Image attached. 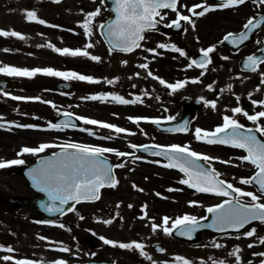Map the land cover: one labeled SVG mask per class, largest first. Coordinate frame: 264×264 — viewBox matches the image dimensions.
Instances as JSON below:
<instances>
[{
	"label": "snow or ice",
	"instance_id": "snow-or-ice-1",
	"mask_svg": "<svg viewBox=\"0 0 264 264\" xmlns=\"http://www.w3.org/2000/svg\"><path fill=\"white\" fill-rule=\"evenodd\" d=\"M55 4L62 3V0H52ZM100 5L104 6L106 0H99ZM112 7L109 9L110 13H114V19L110 21L95 23L97 17L101 15V7H97L92 11L83 13V22L78 25L82 29V34L86 39V43L83 49H69V48H55L51 44L47 47L51 48L54 52L59 53L61 56H72V57H87L92 61H100V57L89 54V49L95 47V44L91 41L92 36L95 32L99 31V34L103 37L105 43L109 46V54L112 52H124L131 53L137 49L142 48V42L145 41V33L157 30V26L161 22L167 19L165 10L175 13V19L171 22L164 24L167 28H181V22L190 24L195 28L192 17H203L207 13L216 11L218 9H233L239 8L242 5L248 3V0H220L217 6H207L203 3H197L187 8L190 15H183L178 11L179 0H110ZM252 3L260 8L264 6V0H252ZM197 9H201L197 11ZM83 11V10H81ZM23 16L26 22L36 23L44 25L49 28H58V25L48 24L44 19L38 18V14L35 10H25ZM264 25V15L259 17H250L243 24V30L238 34L229 32L223 36L219 41V44L228 42L234 47H239L245 41L250 38L252 32ZM79 35L80 33H75ZM0 37H15L19 40H24L26 37L19 32L14 30L6 31L0 30ZM257 44L264 43V41H256ZM156 48L167 49L170 52L178 53L180 57H187V53L175 44L167 45L165 43H158ZM150 53L152 56H158L160 53L156 49H143ZM217 50L216 45L209 46L200 50L201 59L191 60L187 65V68H200L206 70L208 65L212 63L211 54ZM8 51V49H4ZM264 53V48L260 49ZM147 59V58H145ZM223 60H228V56H223ZM126 63V62H124ZM264 64V57H257L255 54L249 55L245 58L243 65L244 70L251 72H257L258 66ZM139 68L148 70V63H141L138 65ZM0 74L10 77H27L33 78L36 75H44L51 77H60L65 81H85L87 83H99L98 80H94L90 76L81 75L74 71L61 72L56 71L52 68H18L13 66H2L0 67ZM138 75V74H137ZM153 80L158 82L165 88L176 91L177 89L183 88L187 83H200L199 79H193L191 81H178L175 84L167 83L165 80L155 76L151 71L147 72ZM204 75V72H201ZM114 81L109 80L107 83L112 84ZM260 84L264 85V73H261ZM135 87V86H134ZM231 86H229L230 88ZM208 90L212 91V85H208ZM223 91V90H221ZM256 91H260L257 87ZM13 100H25L31 98H24L19 96H12ZM39 100V98H35ZM86 99L105 102L109 99L118 104L128 105L139 103L140 97L137 96L135 99L129 100L118 95L106 96V95H92ZM239 99V98H237ZM46 103L45 101H40ZM253 105L264 109V100L252 101ZM206 107H211L213 110L216 109V101L205 102ZM55 107V105H53ZM232 115L222 116V123L217 125L213 130H204L196 128L194 131V138L202 143L208 145H224L233 149L243 150L245 155L237 157L242 163H247L256 169V171L247 178H240L238 183L240 185H254L257 188L256 192L245 191L240 187H235L232 183L226 182L220 178V173L212 167V162L216 159L214 157L196 152L191 149L190 145H176L162 147L159 145H145L142 146L144 151L149 148H155L156 151H152L150 155L155 157H163L166 163L161 166L167 169H177L183 174V178L177 182L180 185H185L189 189H193L195 193L208 194L215 197L222 198L221 201L213 206L205 209L208 215L203 217H196L190 214H184L177 216L174 219L168 216L161 218L160 224L152 223L151 231L156 233L162 231L166 236H172L175 232L180 236H184L187 239H192L193 234L201 228H211L220 232H227L229 230L240 232L246 225L251 224L253 221H259L264 223V141L258 138L264 137V110L249 114L247 111H243L241 107L237 106L232 108ZM66 119L56 124H49L47 129L42 130H55L63 131L67 128H75L76 125L73 123L71 117L72 113L64 112L61 113ZM241 115L248 121L252 122L254 127H245L244 124L240 123L235 116ZM133 123L138 124L139 118H129ZM75 120L82 121L85 125H94L103 129H110L114 133H125L126 130L115 125L99 122L95 119L84 118L76 116ZM153 124H159V121H150ZM25 127L32 128L33 125H7L11 127ZM0 127L5 125L0 124ZM80 131L85 129L80 128ZM185 127L181 126L174 129V131H184ZM128 135H135V133L128 132ZM89 135L93 133L89 132ZM100 139H111V137H99ZM60 148L59 153H53L51 157L42 159L39 162V166L31 169L28 173L29 178L32 182V186L38 191L43 192L47 195L48 199L52 202L50 206H47L45 210L49 213H64L65 205L70 202L81 203L82 201H95L100 199L101 189L115 188L118 181L113 176V166L109 164L106 154L115 152L117 157L133 156L136 159L134 153L115 151L114 149L99 146L82 145L78 143H64V144H52V143H41L37 147H23L17 156L24 154L37 155L50 148ZM129 148L138 150V146L135 144H129ZM152 162V161H150ZM203 162V163H201ZM222 164L230 163V161H219ZM159 163V161H155ZM24 160L12 159V160H0V169H7L12 166L22 165ZM238 166V165H234ZM115 167L123 168L124 163H120ZM235 179V177H233ZM136 188V185H133ZM137 191H143V189H136ZM182 189L168 188V192L180 191ZM159 196V193H156ZM57 202L59 206H57ZM190 207H203L197 201H189ZM119 207V205H117ZM131 208L132 206L129 205ZM146 208V206H145ZM74 209L69 207L68 211ZM143 211V209H142ZM210 223H203V221L209 220ZM139 219H146V212L141 215ZM105 224L113 223L112 219L104 221ZM59 227L63 228L64 225L60 224ZM256 230L250 229L244 233L245 238H251L256 236ZM237 239L240 237L237 236ZM40 240L46 238L41 236ZM103 243L111 245L112 247H118L120 249L136 250L139 255L144 257L146 260L151 261L152 264H156L153 261L152 256L144 250L145 245L140 242L130 243H118L101 237ZM49 243H55L49 241ZM259 245H264V237L258 238ZM216 249L225 247L220 243L213 242L212 245ZM249 249L256 247V244L249 243L247 245ZM53 251L67 253L70 250L67 247H58L52 249ZM159 252L164 253L165 249H157ZM0 251L12 253L14 249L12 247L0 246ZM241 249L239 246L234 247L227 253L229 257L234 258L235 264H243L242 257L240 255ZM253 257H260V264H264V252H255L252 254ZM0 260L4 262H11V264H37V261L30 259H14L10 255H4L0 257ZM174 264H193L189 259L176 255L173 257ZM211 264H226L223 259H213L209 257ZM43 264V262H40ZM51 264H67V261L63 259H56ZM200 264H206L201 259ZM247 264H253L251 260Z\"/></svg>",
	"mask_w": 264,
	"mask_h": 264
},
{
	"label": "rangeland",
	"instance_id": "rangeland-1",
	"mask_svg": "<svg viewBox=\"0 0 264 264\" xmlns=\"http://www.w3.org/2000/svg\"><path fill=\"white\" fill-rule=\"evenodd\" d=\"M180 1L181 4L178 6V11H180L183 15H190V13L187 11V8L199 3L200 0ZM97 7H101V15L96 18V24L105 20L109 16V12L104 6L100 5L99 0H64L60 4H52L48 0H0V30L15 31L16 29L18 30L17 32L26 37L24 40H19L15 37H0V46H3L2 53L3 55H10L9 53H5L6 51H4V49L12 51L17 49V55H19V57H28L29 59L24 61L32 62L31 64L33 65H52L55 67H60V69L56 71L61 72L71 71L72 68L82 69L84 71H86L85 69H88L89 71V67H87L86 64L80 59L61 56L59 53L54 52L51 48L47 47V45L51 44L55 48L62 49L66 48L63 47L64 45L77 46L75 45L74 40H81L79 38L75 39L79 35L74 33L76 32L82 34V29H80L78 25L83 22V13L92 11ZM25 10H35L38 14V18L44 19L48 24L58 25L59 27L49 28L44 25L26 22L23 16V12ZM165 12L167 16V19L165 20L166 22H169L175 17V13H172L171 11ZM214 12H211V14L205 16V19L202 18L204 20L199 19V17H192L195 28L189 24L187 26L186 33L179 38L170 39L161 34L148 33L145 36V41L143 42V49H156L157 52L160 53V55L156 57L167 58L173 55L179 65L180 78H182L181 76L183 75L180 73L182 70V73H185L183 78H185L187 73L190 72L193 74L195 79L200 80V83L193 84V90L190 91V94L194 97H202L204 103L216 101L217 107L215 110H213L211 107H206L199 113L198 116L201 117V115H203L205 121H200L199 119L198 121H195L196 124L194 123V128L190 134H187L188 136H186L189 137L187 141L181 142V140H179L177 141L176 145H190L192 150L216 158L212 162V167H214L221 174L220 176L223 179L232 183L235 187H240L245 191H252L259 194L251 185H240L238 183L240 178L250 177L256 171L254 166L247 163H242L236 159L237 157L245 155L242 151L233 150L225 146L208 145L197 141L195 138L193 139L195 129L200 128L199 123L204 122L205 124H209L207 120L209 118L212 128H215L218 123H222V116L232 115L230 110L234 107L240 106L239 99H237L239 96L264 97V85H261L258 82L256 86H252V84H255L254 81L250 80V78L247 76H243L239 82L241 88L238 91L235 89V85L237 84L236 80H232L227 86H222L223 91L221 109L218 78L208 81L204 79V75L197 76L199 71L195 70L194 68H187V65L190 62V57L194 51H198V49H201L204 45L211 42H216L219 39V35L222 31V12ZM67 27L72 28L70 30L74 33L68 32L67 29L69 28ZM92 42L98 47H100L102 43L97 35L92 36ZM158 43H165L167 45L175 44L177 47L181 48L187 53V57H180L178 53L170 52L167 49H158L156 48ZM143 52L144 54L141 55V51H139L136 55L146 57L147 61H151L152 57H155L144 50ZM44 61L46 63H44ZM141 63V61H138L137 56L134 58L129 57L126 60L121 61L118 59V57L112 55L108 56V60L104 62V65L102 64L101 69L109 80H111L113 77L123 78L124 80L130 82H138L141 76L140 74H142L143 70L138 67V65ZM39 77L40 79H38L37 76L33 77L34 82L31 84H35L40 87V82L45 84H53V82L55 83L61 79L60 77L42 75H39ZM37 79L40 81H37ZM182 81L191 80L185 78ZM72 82L77 86V95H79V91L82 87V81L72 80ZM188 84L189 83H187L183 88L177 89L178 95L188 93ZM208 85H212V91L208 90ZM229 86L231 87L229 88ZM257 87L260 88V91H257L258 94H252L248 91L256 90ZM158 88L162 95L167 92L164 90L165 87L159 83L157 84L156 89ZM26 94L27 97L31 99H29V101H25L27 104L21 103L18 105V108L16 107L17 110L13 114V119L29 122L28 120H30V118L28 115L26 116L27 112L25 111L30 112L32 110H35L41 116L48 118L49 111L46 105L40 102L43 100H41L39 95L43 96V93L32 91L27 92ZM77 95H68V97L75 98ZM224 96L226 98L225 102H223ZM35 98H39V100ZM229 100L231 101L230 103ZM67 106H70L68 101ZM78 106L81 107V104H78ZM158 106L159 109L162 110V113H166L167 115H170L171 113L174 115L176 114V112L172 110V107L166 105L164 102H162V104H158ZM241 108L243 111H247L248 113L251 110L244 108L243 106ZM56 110L57 108L52 109L50 112L53 114ZM239 116L240 115L235 116V119H238ZM150 132L151 131L148 133ZM5 137L9 136L0 133V149L1 144L3 146L6 143ZM148 137L149 134L147 135V138ZM13 139L16 140L15 137ZM221 160L230 161V163L222 164L219 162ZM162 164L163 162H159L157 163L156 167L150 164L142 165L141 167L144 172L155 171L157 173L154 178L159 179V186L162 189L161 192L163 194L166 193L165 188L175 186L177 189H182L172 194V197L174 198L173 202H162L164 203L163 205H165L163 206V213L174 211L176 205L178 207L177 210L179 214H190L200 218L206 215L205 209L207 207L213 206L221 201L222 198L220 197L195 193L194 190L192 191L191 189L187 188V186L180 185L177 181L183 178V174L177 170L164 168L161 166ZM126 168L128 169L129 166L127 165ZM136 172L121 176L117 187L115 189L105 190L97 202L84 204L75 209L74 212L68 216V218H65L59 222V225L64 223L63 228L59 227L58 225H45L40 220L33 221L26 219L25 214L37 216V213L34 210H30L24 206H19L18 221L17 218L13 217V215H10L7 212L1 213L2 219L4 220L5 224H9L12 219H15V227H17L16 230L18 231L19 236V247L20 249L27 248L26 251L29 250L30 253L33 254V259H30L33 261H37L38 259L54 260L63 258L61 252L53 251L52 249L61 246L63 247L65 243H68L70 246V256L68 259L72 260L74 257H77L78 259H75L76 261L81 260L84 257L86 251L79 247L73 237L75 232L81 228H86L97 236H111L126 243L133 242L138 238V236H142V238L146 239V243L149 244L152 240H154L155 236H166L162 231H157L156 233L151 231V224H160L162 218L156 214H151V211L158 212L159 210V205L155 203V196L159 191L153 186H148V183H151V179L148 177L144 178L142 175L140 176L138 174V171ZM233 177H235V179H233ZM135 182H140L142 185L136 184ZM13 185L16 186V190L6 187L8 193H17V195H22L23 193L27 192L29 193L21 179L19 182L14 181ZM133 185H136L135 189L133 188ZM2 188L4 187L2 186ZM136 189H143V191H137ZM184 196H188V198L193 199V201H197L199 204L203 205V207H190L188 203L185 202L183 198ZM161 198L166 200L165 197H162V194ZM143 201L145 202L144 205ZM147 202L150 203L147 204ZM261 202H264V199H262ZM117 205H119V207H117ZM129 205L132 207L130 208ZM142 209L143 215L146 212V219L144 220L139 219L140 216H138ZM5 210H9V208H5ZM12 210L13 212L15 211V209ZM14 214L16 215V212H14ZM153 217H156V219H153ZM175 217H177V214L173 218ZM108 219H112L113 223L105 224L104 221ZM253 228L256 230L257 235L251 238H245L244 233ZM41 236L45 237L46 239L40 240L39 237ZM207 236L210 235H207L206 233L202 234V241L195 245L194 261L197 264H200L201 259H203L206 264H210L211 262L209 261V257L214 259L219 255H222V259H225L226 264H235L234 258L229 257L227 253L236 246H239L242 250L240 255L242 257L243 264H247L245 260L246 258L248 259L247 261L251 260L253 264H260L261 258L253 257L252 254L255 252H264V245H259L258 243V238L264 237V223L255 224L251 228H248L247 230L238 234L223 235L228 237H214L207 241ZM237 236L240 238L237 239ZM231 239H234L233 243L228 244L230 243ZM49 241L55 243H49ZM213 242L220 244L225 242L230 248L226 250V253L222 252V250H211L210 248L213 247ZM249 243L256 244V247L249 249L247 247ZM181 247L182 246L177 247L176 245H172L169 248V252H173L175 250L180 251ZM185 249L187 248L185 247Z\"/></svg>",
	"mask_w": 264,
	"mask_h": 264
},
{
	"label": "flooded vegetation",
	"instance_id": "flooded-vegetation-1",
	"mask_svg": "<svg viewBox=\"0 0 264 264\" xmlns=\"http://www.w3.org/2000/svg\"><path fill=\"white\" fill-rule=\"evenodd\" d=\"M217 12H222V31L220 34L223 38V36L229 32L238 34L240 31H242V26L248 18L254 16L259 17L261 15H264V6L257 8V6L252 3V0H248V3L240 6L239 8L219 9V11ZM256 41H264V25H262L261 28L256 29V31L248 39V42L244 45H241L237 49H233L225 43L219 44L218 42L217 44H215L217 46V50L215 53L211 54L212 63L208 65L207 69L205 70V79H219V87L221 92V109L222 86H227L229 82H231L232 80H236L237 84L235 85V89L236 91H238L241 88L239 82L241 81L243 76H247L250 78V80L254 81L255 84H252V86H256L258 82H260L261 73H264V64H260L258 66L259 70L255 73L249 70H244L241 67V60L249 55L255 54L257 57H264V53L260 51V49L264 48V43L257 44ZM210 44L211 43H208V47ZM10 54L11 55L3 56L0 52V67L7 65L22 69H32L29 65L31 62L23 61L26 58L18 57L12 52ZM111 54L115 57H118V59L121 61H124L127 58L131 57L129 54L125 53L112 52ZM223 56H228L229 59L223 60ZM137 59L139 62L141 61L142 63H146L144 57L138 56ZM44 63L46 62L44 61ZM46 65L47 64L39 66L43 67ZM101 67V63H97L94 65V68L97 72L102 71ZM177 67V61L173 58H168L163 60V62L154 61L152 71L155 72L156 75L166 78L167 80L173 81L178 77ZM145 72L146 70L143 69L138 82H130L124 80L123 78L112 77L111 80L114 82L112 84H108V88H105L104 92L108 93L109 97L113 95H118L125 99H129L130 97H133L135 99L137 96L140 97L141 102L128 105L115 103L111 99L105 102L94 100L91 102H84L77 95L78 93L76 85L72 84L74 86L73 93H67L66 91L57 89L59 81L55 83L53 82V84H45L43 82H40L41 86L39 87V90L47 94V96L49 97L48 99H45L46 103H44L49 111L48 120L45 122L42 120H35L31 123H28V125H33L34 127L28 128L26 131L19 130V127L15 126L8 128L7 125L9 124H18L15 121L9 122L7 120V116H5L4 114L9 113L8 109L11 110V113H14L16 111L17 100H13L11 99V97L17 96L18 93L31 92L33 89L32 85H35L31 84L32 82H34V79L27 77H10L0 74V80L8 79L16 83V88L13 90H6L3 89L2 86H0V124L5 125V127H0V133L9 136L5 137L6 143L3 146L1 144L0 160H24V164L22 165L12 166L7 169H0V246H3L4 248L12 247L14 249L12 253L0 251V257L4 255H10L14 259H33V254H31L29 250L26 251L27 248L20 249L19 247V236L18 231L16 230L17 227H15V219L11 220V224H5L4 220L2 219L1 213L7 212L10 215H13V217L17 218L18 221V209L20 206L16 202L11 201V198L13 196H16L17 193H8L6 187H10L12 188V190H16V186L13 185V182H19L20 178L23 180V175L21 172L22 167L34 164L36 160L41 156L52 154L60 150V148L56 147L46 149L44 152L39 153L35 156L30 154L17 156V153L23 147H37L41 143H52L57 145L64 143H78L89 146L107 147L114 149L115 151L134 153V156L139 157V159H136L131 155L127 157H117L115 155V152L106 154V156H109L111 159L114 160L115 165H118L120 163L125 164V167L123 168L116 167L117 173L121 177L134 172L135 169H137L136 166H141L145 163V160L140 158V156L150 157L148 155L137 152V150L129 148V144H135L140 147L147 144L156 145L161 143H174L179 139L182 142L187 141L184 135L178 137V134H169L157 130L153 126V123H147V118H149V121H151V119H162L163 121H167L175 118L177 119L178 117L182 116L186 110L192 109L194 121H198V119L200 121H205L203 115H201V117L198 116L199 113L204 110V104H202L201 107L196 108L194 107V105L183 106L180 103V98L184 96L190 97V91L193 90L192 86H189L188 93L186 95H170L165 96L163 98L159 88L156 89L157 83L147 80L144 76ZM39 75L40 74L37 75L38 79H40ZM102 76V74H96L95 78H100ZM38 79L37 81H40ZM104 83L106 84L107 81L104 80ZM103 86V83L100 81L99 83H92L91 91L95 94H99L100 91L103 89ZM81 90L79 92H81ZM248 91L252 94H258L256 90ZM68 95L77 96L75 98H70L68 97ZM162 98L164 103H166L168 106H171L172 110L176 112L175 115L173 113H171L170 115L162 113V110L159 109L158 106V104L162 103ZM238 98L239 102L242 104H240L239 107L243 106L244 108L251 109L249 111V114H254L255 112L260 110L259 107L253 105L252 101H261L262 97L239 96ZM245 99L249 100L252 104L249 105L248 103V105H243V101ZM67 101L70 103L69 107L67 106ZM149 101L154 102V104H151ZM225 101L226 98L224 96L223 102ZM4 102H7L9 104L8 109L6 111H2V108H4L5 105ZM230 102L231 101L229 100V103ZM78 104H81V107H79ZM53 105H55V107H53ZM55 108H57V110L55 111V113L52 114L50 111ZM64 112L72 113V115L74 116L86 117L90 119H95L99 122L109 123L117 127L124 128L126 132L114 133L110 129H103L99 128L98 126H91L89 130L80 131V128L84 129L85 127V124L83 123H81L80 127H70L63 131L42 130L47 129L50 123L56 124V117L60 116L61 113ZM129 118H139L140 122L138 124H135ZM207 120L210 125L205 124L204 122L199 123V125L203 128L211 127V129L213 130L209 118ZM237 120L240 123L244 124L245 127H254L252 122L248 121L241 115ZM262 123H264V121H262ZM39 126H41L42 128H40ZM149 131L151 132L148 133ZM89 132L93 133V135H89ZM128 132L135 133V135H128ZM148 134L149 137L147 138ZM14 137L16 138V140L13 139ZM99 137H111V139H100ZM127 165L129 166L128 169L126 168ZM144 174L149 175V173L147 172H145ZM2 186L4 188H2ZM148 186L151 185L148 184ZM5 208H9V210L6 211ZM12 209H15L14 212H16V215L14 214ZM99 237H103L105 239L118 243H126L124 241H119L111 236ZM232 240L233 239H231L230 242H232ZM135 242H140L145 245L144 250L148 253V255L152 256L153 261H155L156 264H174L173 257L176 255L183 256L192 261L193 264H195L192 257L194 256V250L185 249V243L182 242L183 246L181 247L180 251H173V253H169V249L166 247L164 248L163 245L167 247H169L170 245L179 246V242L181 241L174 237L155 236L154 241L148 244L146 243L145 238H142V236H138ZM77 244L79 245V247L83 248V250L86 251L84 257L81 260L76 261L75 259H78L77 257H74V259L72 260L68 259V257L70 256V251L67 253L61 252L63 258L60 259L67 261V264H83L92 260L98 262L106 261L109 264H152L151 261H148L144 257L140 256L139 252L136 250L120 249L118 247L106 245L103 242L101 245L93 246L84 245L80 242H78ZM224 244L225 242H222V245ZM157 246L165 249V252H159L156 248ZM224 246L225 247L223 248H226V245ZM63 247H67L70 250V246L68 245V243H65ZM0 264H6V262L0 260ZM7 264H11V262H7Z\"/></svg>",
	"mask_w": 264,
	"mask_h": 264
},
{
	"label": "water",
	"instance_id": "water-1",
	"mask_svg": "<svg viewBox=\"0 0 264 264\" xmlns=\"http://www.w3.org/2000/svg\"><path fill=\"white\" fill-rule=\"evenodd\" d=\"M105 5H106V7H107L108 9H110V8L112 7L110 0H106ZM111 19H114V13H112V17H111L108 21H110ZM158 26H159V25H158ZM158 26H157V27H158ZM181 27H182V26H181ZM175 29H176V28H175ZM176 30H177V29H176ZM180 30H181V28L178 29L177 31H180ZM168 31L170 32V31H173V30H172V28H170ZM189 117H190V116H186L185 119H184V122L186 121L187 124H188V122L190 121V118H189ZM178 124H179V123H178ZM178 124H177V123H174L172 126H171V125H167V126L163 127V129H170V128H171V129H176V127L178 126ZM258 138L262 140V138L259 137V135H258ZM262 141H264V140H262ZM108 162H109V161H108ZM201 163H202V162H201ZM109 164L112 165L110 162H109ZM38 166H39V164L37 165V167H38ZM26 176H27V178L30 180L29 175H28L27 173H26ZM113 176H114V174H113ZM30 181H31V180H30ZM30 184L32 185V182H31ZM35 190H36V191L38 192V194H39L37 197H35V198H33V199H30V200L22 199V201H24V202L30 204L31 206L36 207V208L41 212L42 218L45 219L46 221H52V220L55 219L56 217H58V216H60V215L63 214V213H49V212H47V211L45 210V208H46L47 206H50L52 202L48 199V197H47V195H46L45 193L38 191L36 188H35ZM74 204H75V202H70L68 205H65V206H64V208H65V212L68 211V208H69V207H72ZM57 206H59L58 202H57ZM65 212H64V213H65ZM210 221H211V217H209V220H207V221H203V223H205V224H206V223H210ZM253 222H254V221H253ZM246 226H248V225H246ZM246 226H245V227H246ZM241 230H242V229H241ZM202 231H209V232H211V233H213V234H224V233H228V232H235V231H232V230H229V231H227V232H220V231H216V230L211 229V228H201V229H199L197 232H195V233L193 234V238L190 239V240H193V239L196 240V239L198 238V236H199V233L202 232ZM174 234H175L176 236L180 237V238L187 239L186 237H184V236H180V235L176 234L175 232H174ZM78 237H79V239H80L82 242L87 243V244L94 243L93 241L95 240V238H94L90 233H88L87 231H83V230L80 231V232L78 233ZM188 240H189V239H188ZM43 264H51V262H43ZM88 264H104V263H96V262H92V263H88Z\"/></svg>",
	"mask_w": 264,
	"mask_h": 264
}]
</instances>
